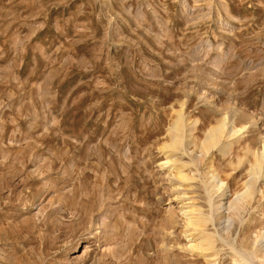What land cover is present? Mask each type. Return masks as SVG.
<instances>
[{
	"label": "rangeland",
	"instance_id": "rangeland-1",
	"mask_svg": "<svg viewBox=\"0 0 264 264\" xmlns=\"http://www.w3.org/2000/svg\"><path fill=\"white\" fill-rule=\"evenodd\" d=\"M0 264H264V0H0Z\"/></svg>",
	"mask_w": 264,
	"mask_h": 264
},
{
	"label": "bare ground",
	"instance_id": "bare-ground-1",
	"mask_svg": "<svg viewBox=\"0 0 264 264\" xmlns=\"http://www.w3.org/2000/svg\"><path fill=\"white\" fill-rule=\"evenodd\" d=\"M211 131H212V130H210L209 132H211ZM216 131H217V130H216ZM209 132H208V133H209ZM210 135H211V136H214V134L212 135V133H211V134L209 133L208 136H206V139L204 140V142H207V141L211 138ZM207 139H208V140H207Z\"/></svg>",
	"mask_w": 264,
	"mask_h": 264
}]
</instances>
